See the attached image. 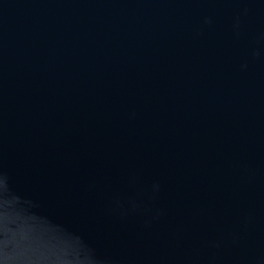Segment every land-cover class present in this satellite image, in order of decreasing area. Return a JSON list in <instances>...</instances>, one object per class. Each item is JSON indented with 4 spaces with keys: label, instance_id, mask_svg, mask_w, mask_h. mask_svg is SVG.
<instances>
[{
    "label": "water",
    "instance_id": "obj_1",
    "mask_svg": "<svg viewBox=\"0 0 264 264\" xmlns=\"http://www.w3.org/2000/svg\"><path fill=\"white\" fill-rule=\"evenodd\" d=\"M0 264H264V0H0Z\"/></svg>",
    "mask_w": 264,
    "mask_h": 264
}]
</instances>
